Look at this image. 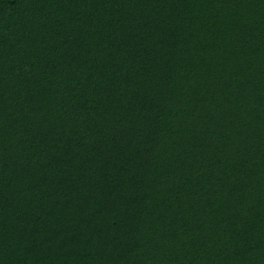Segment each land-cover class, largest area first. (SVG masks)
Returning <instances> with one entry per match:
<instances>
[{
  "label": "trees",
  "instance_id": "trees-1",
  "mask_svg": "<svg viewBox=\"0 0 264 264\" xmlns=\"http://www.w3.org/2000/svg\"><path fill=\"white\" fill-rule=\"evenodd\" d=\"M0 264H264V0H0Z\"/></svg>",
  "mask_w": 264,
  "mask_h": 264
}]
</instances>
